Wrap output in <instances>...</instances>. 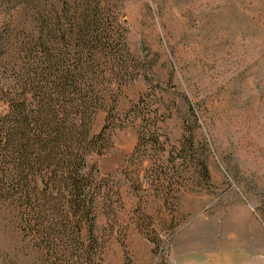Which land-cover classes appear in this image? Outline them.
Here are the masks:
<instances>
[{"label": "rangeland", "instance_id": "1", "mask_svg": "<svg viewBox=\"0 0 264 264\" xmlns=\"http://www.w3.org/2000/svg\"><path fill=\"white\" fill-rule=\"evenodd\" d=\"M118 3L132 74L93 127L108 119L113 143L90 157L98 261L264 264V0ZM142 110L157 114L162 144L133 155ZM163 168L171 179L158 184ZM24 238L0 220V264H54Z\"/></svg>", "mask_w": 264, "mask_h": 264}, {"label": "trees", "instance_id": "2", "mask_svg": "<svg viewBox=\"0 0 264 264\" xmlns=\"http://www.w3.org/2000/svg\"><path fill=\"white\" fill-rule=\"evenodd\" d=\"M34 3L0 0V220L54 264H101V181L90 157L113 143L108 119L99 132L93 127L132 74L129 20L118 0ZM133 111L139 117V107ZM141 116L133 155L162 144L157 114ZM163 170L158 184L171 179Z\"/></svg>", "mask_w": 264, "mask_h": 264}]
</instances>
